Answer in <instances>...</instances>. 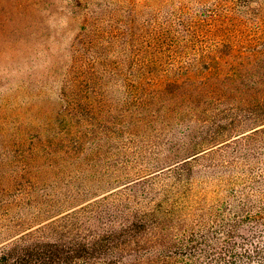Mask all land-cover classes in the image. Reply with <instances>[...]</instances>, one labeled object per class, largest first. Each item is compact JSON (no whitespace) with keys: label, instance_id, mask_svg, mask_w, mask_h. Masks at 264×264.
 Listing matches in <instances>:
<instances>
[{"label":"rangeland","instance_id":"rangeland-1","mask_svg":"<svg viewBox=\"0 0 264 264\" xmlns=\"http://www.w3.org/2000/svg\"><path fill=\"white\" fill-rule=\"evenodd\" d=\"M263 124L264 0H0V250L118 229L178 173L215 203Z\"/></svg>","mask_w":264,"mask_h":264},{"label":"trees","instance_id":"trees-1","mask_svg":"<svg viewBox=\"0 0 264 264\" xmlns=\"http://www.w3.org/2000/svg\"><path fill=\"white\" fill-rule=\"evenodd\" d=\"M259 127L223 143L264 134V124ZM208 149L174 162L168 172ZM228 165L212 178L221 192L215 203L202 204L206 199L193 195L187 176L178 173L171 191L161 188L155 201L137 203L118 229L89 237L66 229L53 241L14 242L0 250V264H264V154Z\"/></svg>","mask_w":264,"mask_h":264}]
</instances>
